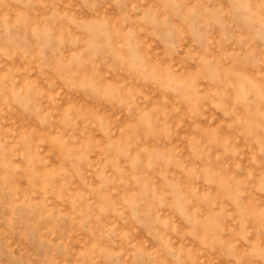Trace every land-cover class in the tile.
Listing matches in <instances>:
<instances>
[{
    "label": "rangeland",
    "instance_id": "obj_1",
    "mask_svg": "<svg viewBox=\"0 0 264 264\" xmlns=\"http://www.w3.org/2000/svg\"><path fill=\"white\" fill-rule=\"evenodd\" d=\"M0 264H264V0H0Z\"/></svg>",
    "mask_w": 264,
    "mask_h": 264
}]
</instances>
